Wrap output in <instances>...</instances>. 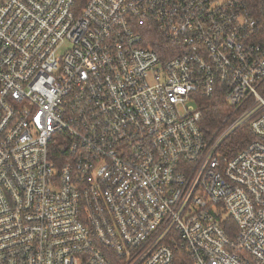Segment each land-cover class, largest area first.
Masks as SVG:
<instances>
[{"label":"built area","instance_id":"2783aa9c","mask_svg":"<svg viewBox=\"0 0 264 264\" xmlns=\"http://www.w3.org/2000/svg\"><path fill=\"white\" fill-rule=\"evenodd\" d=\"M259 28L245 0H0V264H264Z\"/></svg>","mask_w":264,"mask_h":264},{"label":"trees","instance_id":"16d2710c","mask_svg":"<svg viewBox=\"0 0 264 264\" xmlns=\"http://www.w3.org/2000/svg\"><path fill=\"white\" fill-rule=\"evenodd\" d=\"M251 13L255 15L259 22L260 35L258 39L264 42V0H245ZM199 107L202 111V129L206 135H210L224 121L227 116V105L219 98L202 97L199 100ZM253 136L246 126L236 130L220 147V151L227 156H233L250 140Z\"/></svg>","mask_w":264,"mask_h":264},{"label":"rangeland","instance_id":"374dc122","mask_svg":"<svg viewBox=\"0 0 264 264\" xmlns=\"http://www.w3.org/2000/svg\"><path fill=\"white\" fill-rule=\"evenodd\" d=\"M191 104L190 102L187 103V105Z\"/></svg>","mask_w":264,"mask_h":264}]
</instances>
